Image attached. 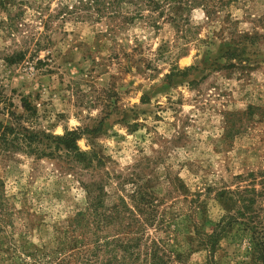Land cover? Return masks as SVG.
Instances as JSON below:
<instances>
[{
  "label": "rangeland",
  "instance_id": "rangeland-1",
  "mask_svg": "<svg viewBox=\"0 0 264 264\" xmlns=\"http://www.w3.org/2000/svg\"><path fill=\"white\" fill-rule=\"evenodd\" d=\"M155 1L0 0L2 264L261 263L264 0Z\"/></svg>",
  "mask_w": 264,
  "mask_h": 264
},
{
  "label": "trees",
  "instance_id": "trees-1",
  "mask_svg": "<svg viewBox=\"0 0 264 264\" xmlns=\"http://www.w3.org/2000/svg\"><path fill=\"white\" fill-rule=\"evenodd\" d=\"M148 1L150 4H153L155 6L158 5V2H156L155 0H145ZM170 1H176V0H170ZM240 38L242 37H238L237 40H232L231 44H234V46L232 47L231 50H228L226 53L227 55V59H240L239 57H242L241 55H243V52L245 50L244 46H242L243 44L240 45V42L237 43L238 40H240ZM237 43V44H235ZM245 45V44H244ZM179 73V72H178ZM182 74V73H181ZM2 127V126H0ZM4 130H8L6 128H4ZM95 132L98 131L97 129L94 130ZM4 134V133H3ZM4 138V137H3ZM28 140H26L29 143H33L35 142L36 139H38V136L35 134H28L27 137ZM80 138V132L78 131H71V132H67L65 133L63 136H53V137H46V139H50L55 143V149L57 151H62L64 152L67 156H69L71 158L72 161L76 162L77 164L82 165L83 169H89L91 167H93L94 162L96 161V156L94 153H84L81 152L79 147L77 146V140ZM4 140V139H3ZM5 141V140H4ZM99 163V162H97ZM97 200V198H95ZM97 206H94V208H89V211L94 214H91L93 217L95 216V218L97 219V221L99 222V219H101V216H99L97 214V209L95 208ZM3 209V206L1 205V200H0V211ZM90 215V214H88ZM231 218L230 217H224L222 218V221L217 225V229H218V234L216 233V235H214L212 238H217L220 235L224 234L225 232H227L228 230H230L232 224H231ZM249 237H250V246H251V250L252 252L258 254L257 256V261H261L262 263V259L264 256V240H262L260 233L257 231V228H250L249 229ZM92 236H94L92 234ZM94 243L98 244V240L95 239L93 240ZM2 242H0L1 245ZM112 244V243H110ZM108 242L105 243V246H109L110 245ZM118 244H115V249L118 248ZM1 248V247H0ZM121 249L123 251H127L128 249H130L129 245L127 246V244L125 246H122ZM2 250H0L1 252ZM126 257L122 256V258L120 259L117 254H112L109 255V257L104 261H98L99 260V256L98 254L95 253H90V255L85 256L84 258H82V260L80 261V264H122V263H126L125 259ZM6 259L3 258V256H0V264H2ZM122 260V261H121ZM154 260H156V258H152V262H154ZM119 261V262H118ZM162 261V258L158 257L157 261H155L153 264H160ZM264 262V260H263ZM39 260L38 261H34L31 264H39ZM258 263V264H261ZM45 264H52V262L50 261H46ZM162 264V263H161Z\"/></svg>",
  "mask_w": 264,
  "mask_h": 264
}]
</instances>
